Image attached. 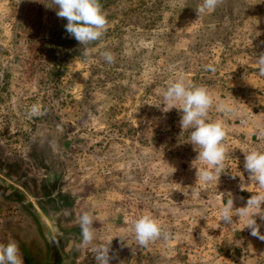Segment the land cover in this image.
I'll use <instances>...</instances> for the list:
<instances>
[{
    "label": "rangeland",
    "instance_id": "obj_1",
    "mask_svg": "<svg viewBox=\"0 0 264 264\" xmlns=\"http://www.w3.org/2000/svg\"><path fill=\"white\" fill-rule=\"evenodd\" d=\"M202 3L108 0L107 31L80 45L62 43L67 20L53 0H0V163H12L33 182L59 181L77 196L78 220L92 216L95 233L78 264H99L94 248L112 238L109 264H264V241L243 229L245 220L234 216L227 225L219 216L228 199L239 208L261 191L244 158L264 152L257 135L264 128L257 64L264 0H222L198 15ZM180 79L207 88L214 98L209 120L226 125L219 181H197L196 168L206 165L196 160L191 129H181L178 109L164 113L154 105ZM219 100L240 116L217 112ZM33 105L39 114L30 115ZM142 215L173 238L140 246L132 225ZM257 223L264 233V221ZM0 240L45 251L32 219L2 201Z\"/></svg>",
    "mask_w": 264,
    "mask_h": 264
},
{
    "label": "clouds",
    "instance_id": "obj_2",
    "mask_svg": "<svg viewBox=\"0 0 264 264\" xmlns=\"http://www.w3.org/2000/svg\"><path fill=\"white\" fill-rule=\"evenodd\" d=\"M53 2L57 6V16L67 20L64 26L66 32L80 45L98 41L107 31L108 20L102 11L100 0H53ZM221 3L222 0H203L196 11L198 15L206 11L212 12ZM103 55L107 62H114L112 53L105 52ZM257 64L259 73L264 76V53L257 56ZM205 67L207 69L211 66ZM154 105L157 107L163 105L161 110L164 113L173 108L178 109L181 112L179 121L181 129H191L190 143L198 150L196 160L206 165L203 168H196L197 181L204 183L219 181L221 174L226 172L227 150L223 142L227 136V129L224 121L209 120V110L214 106V98L207 88L180 79L169 84L162 93L161 102ZM215 110L228 117L240 116L237 107L224 100L215 102ZM36 114H39V107L33 105L30 115ZM240 122L246 124L247 120L241 119ZM257 135L264 138V128L258 129ZM244 169L249 173V179L254 181L261 191L251 195L245 206L239 208L234 207L232 198L228 199L219 210L220 221L232 225L234 216H237L239 221L244 219L243 229L248 228L251 236L264 241V233L260 231L261 225L257 223V217L264 221V152L255 150L246 152ZM92 224L93 218L88 213L80 217L83 245H90L95 240ZM132 228L136 241L143 247L161 237L166 242L173 238L172 234L164 231L151 215H142L136 219ZM112 240L113 238L94 248L95 258L99 264H109ZM0 264H24L17 243L14 241L0 243Z\"/></svg>",
    "mask_w": 264,
    "mask_h": 264
},
{
    "label": "water",
    "instance_id": "obj_3",
    "mask_svg": "<svg viewBox=\"0 0 264 264\" xmlns=\"http://www.w3.org/2000/svg\"><path fill=\"white\" fill-rule=\"evenodd\" d=\"M19 174L23 177L22 179L32 181L23 172L19 171ZM46 194V190H41V193L37 192V197L46 198L44 196ZM22 196L27 199L25 205L21 201H11L4 187L0 185V201L20 206L34 222L45 247L44 253L41 250L33 252L27 249L24 243L14 241L19 246L24 264H78L83 244L80 221L75 212L77 196L73 192L61 189L59 195L53 196L56 198V205L48 213L45 212L42 202L36 204L25 192H22Z\"/></svg>",
    "mask_w": 264,
    "mask_h": 264
},
{
    "label": "flooded vegetation",
    "instance_id": "obj_4",
    "mask_svg": "<svg viewBox=\"0 0 264 264\" xmlns=\"http://www.w3.org/2000/svg\"><path fill=\"white\" fill-rule=\"evenodd\" d=\"M46 173V172H45ZM19 170L15 165L10 163H0V185H4V190L11 201L22 202L23 204L27 200L25 196H22V192H25L30 196L36 204L42 202L44 204L45 212L48 213L54 209L55 200L54 195L61 193V186L59 181L55 182L50 178L43 177L40 180L33 182L29 179H22ZM41 190H46V198L37 197V192L41 193ZM49 202V204H48ZM32 205V203L30 202ZM25 205V204H24ZM20 207L19 205H17Z\"/></svg>",
    "mask_w": 264,
    "mask_h": 264
},
{
    "label": "trees",
    "instance_id": "obj_5",
    "mask_svg": "<svg viewBox=\"0 0 264 264\" xmlns=\"http://www.w3.org/2000/svg\"><path fill=\"white\" fill-rule=\"evenodd\" d=\"M107 3H108V0H100V4H101V7H102V8H103ZM66 24H67V23H66ZM66 24H65V25H66ZM65 25H64V26H65ZM64 26H63L61 29H59V34H60V36H62V38H61L62 43H63V44H68V43H72V42L77 41L74 37L70 38L69 41L67 40L68 33L66 32Z\"/></svg>",
    "mask_w": 264,
    "mask_h": 264
},
{
    "label": "crops",
    "instance_id": "obj_6",
    "mask_svg": "<svg viewBox=\"0 0 264 264\" xmlns=\"http://www.w3.org/2000/svg\"><path fill=\"white\" fill-rule=\"evenodd\" d=\"M1 241V240H0ZM1 243V242H0Z\"/></svg>",
    "mask_w": 264,
    "mask_h": 264
}]
</instances>
